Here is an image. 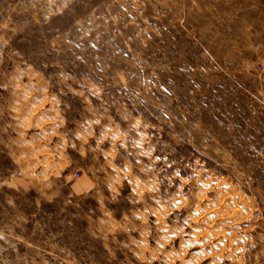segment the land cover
I'll return each mask as SVG.
<instances>
[{"label":"rangeland","instance_id":"obj_1","mask_svg":"<svg viewBox=\"0 0 264 264\" xmlns=\"http://www.w3.org/2000/svg\"><path fill=\"white\" fill-rule=\"evenodd\" d=\"M0 264H264V0H0Z\"/></svg>","mask_w":264,"mask_h":264}]
</instances>
